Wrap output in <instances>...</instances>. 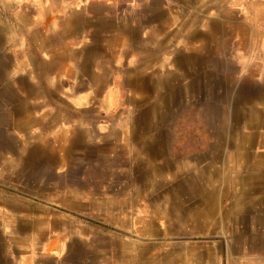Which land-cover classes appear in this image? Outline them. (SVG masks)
Masks as SVG:
<instances>
[{
  "label": "rangeland",
  "instance_id": "1",
  "mask_svg": "<svg viewBox=\"0 0 264 264\" xmlns=\"http://www.w3.org/2000/svg\"><path fill=\"white\" fill-rule=\"evenodd\" d=\"M47 3L18 85L7 76L11 58L1 70L0 128L20 102L49 132L29 139L38 157L0 145V189L32 195L24 208L47 212L16 231L17 261L37 255L18 235L38 220L45 238L68 244L41 264H264L263 207L244 196L255 176L246 160L264 162V0ZM124 22L128 31L116 28ZM249 134L235 169L230 153ZM77 135L87 139L74 150ZM239 192L242 224L232 222ZM211 202L220 226L202 233ZM10 241L0 228L1 251Z\"/></svg>",
  "mask_w": 264,
  "mask_h": 264
},
{
  "label": "crops",
  "instance_id": "2",
  "mask_svg": "<svg viewBox=\"0 0 264 264\" xmlns=\"http://www.w3.org/2000/svg\"><path fill=\"white\" fill-rule=\"evenodd\" d=\"M47 0H0V80L1 79V70L4 68V61L9 57L12 59V65L8 66L7 76L8 78L13 77V85H18L17 78L22 74L21 70L26 68L22 65L23 62L33 61L32 54L35 52L33 47V34L36 30L42 29L41 20H43L42 15L47 14ZM52 21H57L56 19H51ZM128 25L124 23L120 24L116 28L128 31ZM127 27V29H126ZM36 44V43H35ZM39 44V43H38ZM37 45V44H36ZM40 48V46H39ZM37 50V49H36ZM38 53H43V49H38ZM19 83V82H18ZM6 94L4 88H0V98L2 95ZM13 99V98H12ZM40 99V98H39ZM42 99H46L43 97ZM23 100V99H22ZM25 101V99L23 100ZM42 101V100H40ZM1 102V100H0ZM1 119L4 117L1 116ZM7 126L9 127L6 131L4 127L0 128V145L5 147L9 152L14 151V149L20 151V155L23 160H26L30 157H38L40 154L37 152L38 147H32L29 144V139L32 134H49L48 130L44 127L45 117L42 115L32 114L28 111V107L24 103L18 104L16 109H13V112L9 113L6 116ZM251 123L260 126L263 124L261 120L251 119ZM250 125V122L248 123ZM38 132V133H36ZM51 133V132H50ZM58 133V132H55ZM60 134V133H59ZM57 135V134H56ZM73 138V137H72ZM71 138V139H72ZM254 134H249L247 136L241 137V144L237 149L230 153V159L234 164V168L240 169L243 166V161L241 162V157H243L244 143L252 141ZM68 140V137L63 136L62 140ZM87 139L86 136L77 135L71 144L74 150L80 148L79 140ZM39 149L42 150L44 154H47L44 144L41 142L39 144ZM236 153V154H235ZM249 156V155H248ZM240 157V158H239ZM248 161V162H247ZM247 166L250 171H254L255 176L250 175L247 179V189H245L244 196H247L250 200L252 196H255V206H262L264 213V173L258 174L259 172H264V162L263 169L259 161H254L253 159H247ZM62 164V161L59 163ZM8 174V173H7ZM3 179H6L7 175H0ZM255 178V179H253ZM254 180V182H252ZM207 190L204 188L203 192ZM28 193L32 194L31 189L27 190ZM211 192L216 193L215 189ZM35 196L40 197V199L47 200L48 198H57L58 202L63 206L76 207L80 206V201L78 198L72 199L70 203L66 200H63L62 197L58 195L54 197L52 192L39 191L34 193ZM53 195V196H52ZM51 196V197H49ZM31 198L32 195H13L8 193L5 190L0 189V214L2 225L0 228L7 231V235L11 238L10 243L6 242L4 249L1 251L0 255H5L4 261L2 264H41L40 260L43 258H50L55 256L56 258L65 251L67 247V240L58 237L57 239L53 237L45 238L47 236L48 225L45 224V228L42 227L37 220L35 232L26 236L25 234H19L18 237L29 238L30 241L27 243V247L30 248L26 250V253L33 255V253L39 256H26L22 259L15 257L16 247L18 243L15 241L16 231L25 230V225L27 222H32L33 219L37 218H46L45 207L40 206V212L38 214H33L31 208L27 209L24 207H31ZM240 192L237 193L235 200L233 201L232 206H234L233 214L234 217L232 222H237V224H242L245 221V214L247 212V205H243L242 208L240 205ZM22 204L23 207H15V203ZM252 200L249 202L251 206ZM89 206V203H88ZM44 208V212L41 209ZM208 217L210 218V224H205L200 227L201 232L204 230H213L220 226V221L218 219V210L216 207V202H211L208 206V209L205 210ZM38 215V216H36ZM239 220V221H238ZM42 221V220H39ZM215 222V223H214ZM51 228L55 231L57 225L56 221L51 222ZM45 229V230H44ZM32 239V240H31ZM250 240V239H248ZM40 242V243H39ZM40 244V247H38ZM234 245V244H233ZM30 246H34L35 250L33 251ZM12 254V255H10Z\"/></svg>",
  "mask_w": 264,
  "mask_h": 264
},
{
  "label": "bare ground",
  "instance_id": "3",
  "mask_svg": "<svg viewBox=\"0 0 264 264\" xmlns=\"http://www.w3.org/2000/svg\"><path fill=\"white\" fill-rule=\"evenodd\" d=\"M236 154V153H235ZM239 221V220H238ZM215 223V222H214ZM198 234V233H197ZM236 235L238 234V233H235ZM237 245V244H236ZM240 245H246L244 242H241V244Z\"/></svg>",
  "mask_w": 264,
  "mask_h": 264
}]
</instances>
